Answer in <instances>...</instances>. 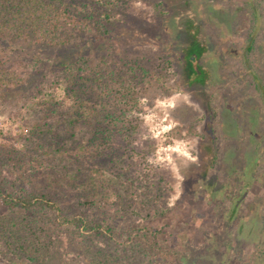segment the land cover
<instances>
[{
	"label": "rangeland",
	"instance_id": "rangeland-1",
	"mask_svg": "<svg viewBox=\"0 0 264 264\" xmlns=\"http://www.w3.org/2000/svg\"><path fill=\"white\" fill-rule=\"evenodd\" d=\"M120 1L107 37L0 44V149L20 147L34 88L79 58L122 60L144 82L132 159L166 180L169 211L146 222L174 250L161 264H264V0ZM25 212L0 200V216Z\"/></svg>",
	"mask_w": 264,
	"mask_h": 264
},
{
	"label": "trees",
	"instance_id": "trees-1",
	"mask_svg": "<svg viewBox=\"0 0 264 264\" xmlns=\"http://www.w3.org/2000/svg\"><path fill=\"white\" fill-rule=\"evenodd\" d=\"M120 6V0H0V44L67 47L78 36L107 37ZM125 63L79 58L23 98L29 130L18 149H0V200L26 214L0 216V264H78L61 250L67 241L85 264H161L174 257L159 230L146 225L169 211L166 180L153 181L132 159L144 82ZM2 66L0 99L9 94Z\"/></svg>",
	"mask_w": 264,
	"mask_h": 264
}]
</instances>
